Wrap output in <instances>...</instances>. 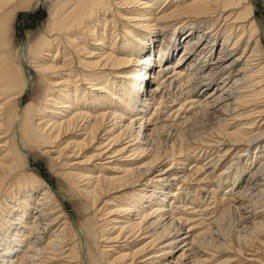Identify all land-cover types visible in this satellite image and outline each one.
Masks as SVG:
<instances>
[{
	"label": "bare ground",
	"instance_id": "obj_1",
	"mask_svg": "<svg viewBox=\"0 0 264 264\" xmlns=\"http://www.w3.org/2000/svg\"><path fill=\"white\" fill-rule=\"evenodd\" d=\"M258 4L0 0V264H264Z\"/></svg>",
	"mask_w": 264,
	"mask_h": 264
},
{
	"label": "rangeland",
	"instance_id": "obj_2",
	"mask_svg": "<svg viewBox=\"0 0 264 264\" xmlns=\"http://www.w3.org/2000/svg\"><path fill=\"white\" fill-rule=\"evenodd\" d=\"M257 1L260 7V10L257 12V14L260 17L261 22L264 24V0ZM47 15L48 5L43 3H38L36 7L31 11L21 12L16 23L19 43L24 45L25 40L27 39L28 32L36 31L38 28L43 26L46 22ZM34 161L37 162V160ZM38 161V169L43 173L44 178L53 186L58 188L56 177L52 175L47 162L44 159H40Z\"/></svg>",
	"mask_w": 264,
	"mask_h": 264
}]
</instances>
